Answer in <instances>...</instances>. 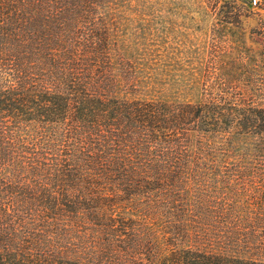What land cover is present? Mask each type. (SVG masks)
<instances>
[{"label":"trees","instance_id":"trees-1","mask_svg":"<svg viewBox=\"0 0 264 264\" xmlns=\"http://www.w3.org/2000/svg\"><path fill=\"white\" fill-rule=\"evenodd\" d=\"M118 1L0 0V264H264V0L222 1L261 52L188 99L119 51Z\"/></svg>","mask_w":264,"mask_h":264},{"label":"rangeland","instance_id":"rangeland-1","mask_svg":"<svg viewBox=\"0 0 264 264\" xmlns=\"http://www.w3.org/2000/svg\"><path fill=\"white\" fill-rule=\"evenodd\" d=\"M222 1L120 0L115 31L119 51L146 75L150 88L162 89V96L195 98L197 87H189L183 75L199 68L211 52H261L251 33L244 35L245 40L234 33L242 27L250 31L253 24L220 20ZM242 1L258 11L263 0L238 3Z\"/></svg>","mask_w":264,"mask_h":264},{"label":"built area","instance_id":"built-area-1","mask_svg":"<svg viewBox=\"0 0 264 264\" xmlns=\"http://www.w3.org/2000/svg\"><path fill=\"white\" fill-rule=\"evenodd\" d=\"M253 3H256V0H251Z\"/></svg>","mask_w":264,"mask_h":264}]
</instances>
